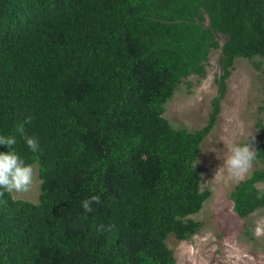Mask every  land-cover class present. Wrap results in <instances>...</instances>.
Wrapping results in <instances>:
<instances>
[{"label": "trees", "instance_id": "obj_1", "mask_svg": "<svg viewBox=\"0 0 264 264\" xmlns=\"http://www.w3.org/2000/svg\"><path fill=\"white\" fill-rule=\"evenodd\" d=\"M216 49L205 126L173 127L164 103ZM238 58L264 59V0H0V135L41 180L37 203L0 192V264H174L168 237L201 228L190 216L210 191L194 165ZM256 126L263 167L229 195L241 218L264 209Z\"/></svg>", "mask_w": 264, "mask_h": 264}, {"label": "rangeland", "instance_id": "obj_2", "mask_svg": "<svg viewBox=\"0 0 264 264\" xmlns=\"http://www.w3.org/2000/svg\"><path fill=\"white\" fill-rule=\"evenodd\" d=\"M225 38L220 35L218 44L222 45ZM219 57L220 49L213 50L208 56L205 77L187 78L165 103L163 116L173 127L194 131L205 126L211 100L217 94L216 80L221 73ZM263 93L264 59H236L226 82L221 111L203 140L194 165L200 174L201 189L210 191L200 211L191 216L202 226L187 240L168 237L166 243L173 251L174 264H264V209L242 219L233 212L229 198L238 181L263 165L252 162L243 178L236 179L223 164L231 143L245 142L251 135L248 139L255 149L258 142L256 123L264 119ZM31 165L33 184L28 191H13L11 195L17 200L37 203L41 180L38 164ZM258 188L264 189V183Z\"/></svg>", "mask_w": 264, "mask_h": 264}, {"label": "clouds", "instance_id": "obj_3", "mask_svg": "<svg viewBox=\"0 0 264 264\" xmlns=\"http://www.w3.org/2000/svg\"><path fill=\"white\" fill-rule=\"evenodd\" d=\"M52 108L57 110L58 108L61 107L58 105H54L52 106ZM164 112H165V108H164ZM17 132L20 133L22 139L24 140L29 150H31L33 153L39 151L40 145L38 139L35 136L26 135L24 133V127L22 124L17 128ZM248 137H246L245 142L229 144L227 147V155L223 160V164L225 168L236 179L243 178V176L248 172L252 162L256 157V150L252 147ZM258 137H259V128H258ZM15 143H16L15 136L0 135V145L7 147V151H0V192H10V193L13 191L24 192V191H28L30 186L33 184V179H34L33 166L31 164L25 163L24 158L18 155L15 148L13 147ZM200 184H201V180H200ZM12 199L17 200L14 198ZM99 200H100V196L98 194H93L83 199L81 201V207L84 213L86 214L91 212L93 210L92 204L99 203ZM19 201H25V200H19ZM232 210H233V202H232ZM249 217L242 219H247Z\"/></svg>", "mask_w": 264, "mask_h": 264}]
</instances>
